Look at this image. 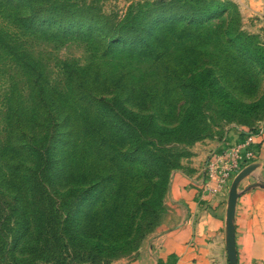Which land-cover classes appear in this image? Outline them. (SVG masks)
<instances>
[{"label":"rangeland","instance_id":"obj_1","mask_svg":"<svg viewBox=\"0 0 264 264\" xmlns=\"http://www.w3.org/2000/svg\"><path fill=\"white\" fill-rule=\"evenodd\" d=\"M36 4L52 12V6L59 5L60 10L53 19L34 17L33 30L27 32L20 28L21 24L0 18V193L10 202L16 198L18 210L30 224L33 208L27 169L31 161L19 140L22 131L40 138L47 123L53 122L48 119L49 113L56 116L59 137L51 143L55 145L52 170L58 191L78 183L77 170L71 174L62 172L61 159L70 144L75 151L68 152L67 162L73 169L82 150L80 143L84 142L85 161L119 170L129 165L127 155L117 149L130 152L128 148L135 143L115 131L108 115L104 117V130L110 135V144L103 151L80 122L72 124L76 133L70 142L63 118L73 109L71 101L60 99V105L48 99L40 104L27 74L2 47L3 40L13 41L25 50L31 66L41 73L45 90L55 91L48 97L65 93L76 100V92L70 93L67 75L76 67L91 64L83 87H93L107 98L118 95L124 101L123 107L143 115L151 106L156 107L157 123L142 119L141 127L133 133L138 146L144 148L145 142L151 140L152 150L158 149L156 155H171L172 167L163 173L158 195L162 189L166 193L172 173L186 165L199 143L220 138L234 125L248 129V133L264 128V0H40ZM8 32H14V36ZM150 52L160 53L161 60L154 62ZM184 58L191 61L185 64ZM96 69L100 78L93 85ZM183 101L177 117V105ZM15 107L26 121L18 123L12 133L8 132V123ZM110 109L113 115L127 121L129 114L119 104ZM85 115L100 118L95 108L88 109ZM135 167H142V163ZM157 205L160 212L163 205ZM5 214L8 217L4 223L15 229L13 215L9 211ZM155 228L152 225L142 239ZM14 233H6L10 245L14 244ZM25 237H17L18 259L23 258L19 249ZM142 239L116 260L135 255Z\"/></svg>","mask_w":264,"mask_h":264},{"label":"trees","instance_id":"obj_2","mask_svg":"<svg viewBox=\"0 0 264 264\" xmlns=\"http://www.w3.org/2000/svg\"><path fill=\"white\" fill-rule=\"evenodd\" d=\"M38 2L40 0H0V18L10 21L11 24L14 22L21 24L20 28L27 32L33 30L34 17L45 20L57 17L60 10L59 5H53L52 8L55 11L52 12L47 11V7L37 5ZM8 33H13L14 36V32ZM4 37L10 38L6 35ZM16 39L13 38L14 41ZM3 41L2 47L8 49L9 56L27 74V79L33 87L32 91H35L40 104H44L48 99L60 105V99L63 102L71 101L73 109L63 118V122L68 126L70 142L75 138L76 133L72 124L76 125L80 122L85 125L87 133L93 134L92 141L103 151V147L110 144V135L104 130V124L106 125L104 117L108 115L110 117L108 122L115 128V131L121 137L125 135L130 142L135 144L132 148H128L131 150L130 152H124L121 148L117 149L119 153L123 152V156L127 155L126 161L129 165L119 168V170L113 166H95L85 161L84 157L87 156V151L84 142L80 143L82 150L76 161L77 166L73 169V165L67 162L68 152L75 151L70 144L65 149L66 155H63L64 157L61 159L62 172L71 174L77 170L78 183L75 187L58 191L55 188V174L52 170L56 162L55 155L52 154L55 145L51 142L58 136L57 123L59 121L54 113H49L48 119L53 122L47 123L44 135L40 138L26 135L22 131L19 140L23 141L31 161V165L27 169V180L33 208L32 220L30 224L18 210L15 197L10 202L3 199L0 193V264H73L76 262L110 264L118 256L133 250L138 245L142 237L151 231V226L158 224L162 211L157 212V204L162 206L165 189H162L159 195L158 190L160 191V180L163 173L172 167L173 161L169 159L171 155L168 152L163 153V156L156 155L155 152L158 149L155 152L152 150L154 143L151 140L145 142L144 148L138 146L136 134L133 133L141 127L143 121L151 124L157 123L159 116H157L156 107L151 106L147 109L149 111L143 115L140 111L123 107L124 101L118 95L107 98V95L96 93L93 87H83V81L87 80L85 74L89 73L91 64L85 67H76L67 75L70 93L76 92V100L72 99V95L65 96V93H56L55 97H48V94L55 91L45 90L44 84L41 83L43 82L42 75L34 66H31L25 50L13 41ZM161 56L158 52H150V57L154 62H159ZM183 60L186 62L189 59L184 58ZM95 71L93 85L100 78L99 69ZM184 103L185 101L178 103L177 117L181 114L180 109ZM116 104H119L129 114L127 121L111 112L110 108ZM91 108L98 110L100 118L98 116L96 119H92L85 115V112ZM24 110L26 113L28 112L27 107ZM74 111L80 112L75 114ZM20 112L19 108L15 107L10 123H8V132L13 133L18 123L26 121L24 114ZM31 115L30 118H34L35 115ZM27 120H30L29 117ZM122 125L125 127L120 130ZM166 131L172 132L173 130L167 129ZM114 150V153H118L116 149ZM101 158L96 157L98 160ZM139 163H142V167H135ZM68 169L73 170L68 171ZM8 211L13 215L11 220L12 226H16L15 229L11 225H6V222L4 223L8 217L5 213ZM10 232L12 234L16 232L13 237V245H10V241L6 239V233ZM20 234L23 237L26 236V239L23 240L19 249L22 254L20 256L23 258L18 259L16 247L17 237Z\"/></svg>","mask_w":264,"mask_h":264},{"label":"crops","instance_id":"obj_3","mask_svg":"<svg viewBox=\"0 0 264 264\" xmlns=\"http://www.w3.org/2000/svg\"><path fill=\"white\" fill-rule=\"evenodd\" d=\"M260 3V1H257ZM250 139L246 148L256 167L238 184L234 214L237 264H264V128L248 133L234 125L218 139L199 143L186 165L171 175L154 231L132 257L111 264H228L226 207L229 187L214 195L203 190L204 163L213 152Z\"/></svg>","mask_w":264,"mask_h":264},{"label":"built area","instance_id":"obj_4","mask_svg":"<svg viewBox=\"0 0 264 264\" xmlns=\"http://www.w3.org/2000/svg\"><path fill=\"white\" fill-rule=\"evenodd\" d=\"M250 139L235 146L213 152L204 163L203 190L211 195L229 187L235 175L251 164L253 154L246 148Z\"/></svg>","mask_w":264,"mask_h":264},{"label":"water","instance_id":"obj_5","mask_svg":"<svg viewBox=\"0 0 264 264\" xmlns=\"http://www.w3.org/2000/svg\"><path fill=\"white\" fill-rule=\"evenodd\" d=\"M255 167H256L255 164H250L244 167L243 169H241L232 179L229 187L227 207H226V222H225V230H226L225 245H226V255H227L228 264H237L235 242H234V224H233L236 201L239 196L237 187L240 181L248 174H250ZM258 185L264 188V183H259Z\"/></svg>","mask_w":264,"mask_h":264}]
</instances>
